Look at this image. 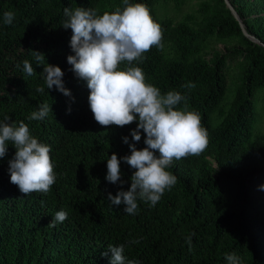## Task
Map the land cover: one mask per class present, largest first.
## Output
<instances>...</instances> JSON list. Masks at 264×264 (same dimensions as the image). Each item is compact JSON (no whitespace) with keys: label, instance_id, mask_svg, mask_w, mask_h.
Listing matches in <instances>:
<instances>
[{"label":"trees","instance_id":"trees-1","mask_svg":"<svg viewBox=\"0 0 264 264\" xmlns=\"http://www.w3.org/2000/svg\"><path fill=\"white\" fill-rule=\"evenodd\" d=\"M228 2L259 43L243 35L224 0H197V8L178 20L168 11L180 12L186 0H129L145 4L163 30V48L152 47L143 62L131 66L140 67L146 82L162 95H185L186 104L182 101L176 110L200 114L209 144L201 155L167 169L177 183L155 207L138 199L137 214L128 215L124 204L111 205L107 196L130 189L135 170L122 158L131 155L130 133L136 125L94 127L87 82L75 78L67 62L72 31L62 27L65 7L93 8L102 15L116 7L123 10V0H0V122L5 116L17 126L23 121L30 134L50 146L57 175L47 194L23 196L10 182L9 161L16 149L8 142L0 158L2 218L8 226L0 230V264H85L83 255L94 247V264L106 263L102 253L119 244L138 264H227L224 255L233 252L242 264H264V191L259 190L264 185V133H254L252 101L264 90V0ZM8 11L15 14L12 25L3 22ZM219 44L223 52L216 50ZM30 50L45 55L43 65H37ZM24 60L32 63L34 75L24 73ZM235 60L239 74L232 75L231 83L238 82L225 103L226 68ZM47 64L61 68L71 96L55 86L47 89L41 76ZM188 82L196 87H183ZM37 87H44V93ZM43 103L52 112L42 121L29 120ZM211 116L221 120L215 117L212 124ZM93 127L98 134L90 132ZM136 148L143 149L141 144ZM112 154L121 161L123 183L105 179ZM60 210L68 217L53 227ZM189 236L191 250L185 242Z\"/></svg>","mask_w":264,"mask_h":264},{"label":"clouds","instance_id":"clouds-1","mask_svg":"<svg viewBox=\"0 0 264 264\" xmlns=\"http://www.w3.org/2000/svg\"><path fill=\"white\" fill-rule=\"evenodd\" d=\"M123 5V10L116 7L115 11H105L102 15L93 8L65 7L63 13L66 19L62 27L72 31L67 62L72 66L75 78L87 82L94 127L136 125L130 133L132 144H129L128 137L122 138L131 151L130 156L122 159L135 170L130 189L107 196L111 205L124 204V213L135 215L138 199L155 207L165 191L175 186L177 177L167 169L177 166L189 156L201 155L208 147L209 135L198 112L176 110L182 101L186 104L185 95L176 91L162 95L159 88L146 82L140 67L131 66L134 61L143 62L144 54L152 47L163 48V30L153 20L145 4L123 0ZM14 19L12 11L4 13V24L12 25ZM31 55L38 66L46 61L43 53L31 51ZM124 62H127L126 66L121 70L120 65ZM22 64L24 73L28 76L35 74L29 60L22 61ZM41 76L48 90L55 86L63 95L71 96L70 90L64 86V72L60 67L47 64ZM183 87L194 89L196 85L188 82ZM36 91L43 94L45 89L37 87ZM50 111L52 108L43 103L28 119L42 121ZM10 119L5 116L4 122H0V158L6 156L8 142L16 149L15 156L9 161L10 182L18 187L23 196L34 192L47 194L57 179L50 157L51 148L30 134L23 121L17 126L9 123ZM94 127L90 132L98 134ZM138 144L143 149L137 150ZM120 163L116 154L107 160L105 179L111 184L123 183ZM259 190L264 191V185ZM4 207V195L0 194V230L8 227L2 218ZM67 217L68 213L60 210L50 224L54 227ZM185 242L191 250L192 236L186 237ZM130 243H139V240ZM95 254H98L95 247L89 249L83 255L85 264H94ZM102 255L106 263L99 260L98 264H138L126 255L124 245H110ZM224 258L227 264H242L234 252L225 253Z\"/></svg>","mask_w":264,"mask_h":264},{"label":"rangeland","instance_id":"rangeland-1","mask_svg":"<svg viewBox=\"0 0 264 264\" xmlns=\"http://www.w3.org/2000/svg\"><path fill=\"white\" fill-rule=\"evenodd\" d=\"M197 0H186V3L183 7H181L180 12H172V11H168V15H170L171 17H173L175 20L180 19L185 13H191L193 9L197 8ZM216 50H220L221 52L224 51V45L219 44L216 46ZM237 61H232V62H228L227 64V68H226V96H225V103H228L232 96H233V92L235 89V85H237L236 83H231L232 79V75H237L239 74V68L237 65ZM264 90H259L257 91V93L255 94V96L253 97L252 101H253V106L255 109V112L257 114V122L254 125V133H264ZM263 93V94H262ZM262 94V95H260ZM218 120H221L220 116L218 118V116H215ZM215 117L211 116V123L212 124H216L217 121L215 120Z\"/></svg>","mask_w":264,"mask_h":264},{"label":"water","instance_id":"water-1","mask_svg":"<svg viewBox=\"0 0 264 264\" xmlns=\"http://www.w3.org/2000/svg\"><path fill=\"white\" fill-rule=\"evenodd\" d=\"M224 3L226 4V7L230 10V12L232 13L233 17L236 19V21L238 22L240 28H241V31L243 33V35L253 41H255L256 43H259L258 40H254V37L249 35L245 28H244V25L239 17V15L236 13V11L233 9V7L230 5V3L228 2V0H224Z\"/></svg>","mask_w":264,"mask_h":264}]
</instances>
